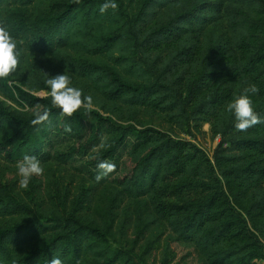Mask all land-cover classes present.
Masks as SVG:
<instances>
[{
	"label": "trees",
	"instance_id": "16d2710c",
	"mask_svg": "<svg viewBox=\"0 0 264 264\" xmlns=\"http://www.w3.org/2000/svg\"><path fill=\"white\" fill-rule=\"evenodd\" d=\"M105 2L0 0L20 51L0 79V264H149L166 233L198 264L264 262V123L238 132L226 110L254 83L264 120V0ZM64 71L91 110L35 95ZM37 106L48 122L31 123ZM203 125L211 157L179 137ZM25 154L44 168L33 199L8 177ZM101 161L116 167L97 181ZM63 168L84 182L53 201L43 186Z\"/></svg>",
	"mask_w": 264,
	"mask_h": 264
},
{
	"label": "clouds",
	"instance_id": "9594fccd",
	"mask_svg": "<svg viewBox=\"0 0 264 264\" xmlns=\"http://www.w3.org/2000/svg\"><path fill=\"white\" fill-rule=\"evenodd\" d=\"M79 3V0H76ZM116 10L118 4L114 0H106L100 7V12L103 13L107 9ZM18 41L9 33L7 25L4 21H0V79H5L16 72L20 63V51ZM71 77L67 72L50 77L47 84L51 90L52 102L58 107L63 114L72 116L80 108L91 110L93 107V98L85 96L81 89L71 86ZM259 93V87L254 83H249L244 87L241 94L235 97L226 106V110L232 113L235 119L234 128L238 132H245L249 128L264 123V120L258 115L253 106L251 95ZM51 113L48 109H41L37 106L33 112L34 119L31 123L39 125L43 122H48ZM66 131L71 129L66 127ZM97 167L102 170L97 175L99 181L103 176L115 170V164L107 161H101ZM17 175L19 176V187L27 189L30 180L33 176H41L44 173V168L41 161L35 155L25 154L21 160L16 163ZM49 264H63L59 257H53Z\"/></svg>",
	"mask_w": 264,
	"mask_h": 264
},
{
	"label": "rangeland",
	"instance_id": "374dc122",
	"mask_svg": "<svg viewBox=\"0 0 264 264\" xmlns=\"http://www.w3.org/2000/svg\"><path fill=\"white\" fill-rule=\"evenodd\" d=\"M44 66L51 67V62L49 60L44 61ZM11 84H16V82L12 81ZM39 97H44L47 95H51V91H40L35 94ZM0 99H2L0 97ZM7 104H9L7 102ZM164 125V124H163ZM158 126V125H156ZM159 127L163 130H166L167 127L160 126ZM202 131L204 132L203 135L197 136L195 139L184 134H180L179 137L186 140H191L195 145H197L200 149L204 150L208 156L211 157L215 147L217 146L218 140L216 138H212L211 134L209 133V126L203 125ZM177 132V131H176ZM0 166H3L0 163ZM2 168V167H0ZM13 172L8 174V177L15 176L19 179L16 170H12ZM7 172V170H5ZM13 174V175H12ZM83 179L81 175H78L75 171H72L67 168L63 169H56L53 176L44 183L43 189L45 192L56 201V195L61 197L64 193V187H67L70 191V194L74 196L77 193V188L79 185L83 183ZM33 189V188H32ZM33 191V190H32ZM28 189H25L22 194L24 197H31L32 199L35 198L34 194H30L31 192ZM27 193V194H26ZM30 199V198H29ZM50 203V200H49ZM124 205V204H123ZM131 231L128 232V236H131ZM154 239V247L155 250L153 251L152 255L148 259V263L153 264H161L163 258L168 256L171 260L170 264H198L196 253L193 252L192 248L185 246L179 243H172L170 239H168V234H164L161 236L160 239ZM114 245H117L116 242H113ZM142 246V245H141ZM167 254V255H166Z\"/></svg>",
	"mask_w": 264,
	"mask_h": 264
},
{
	"label": "built area",
	"instance_id": "2783aa9c",
	"mask_svg": "<svg viewBox=\"0 0 264 264\" xmlns=\"http://www.w3.org/2000/svg\"><path fill=\"white\" fill-rule=\"evenodd\" d=\"M210 157V156H209ZM256 264H264V262H256Z\"/></svg>",
	"mask_w": 264,
	"mask_h": 264
}]
</instances>
